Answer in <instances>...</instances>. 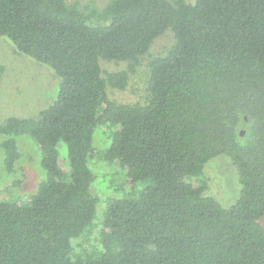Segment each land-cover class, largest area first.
<instances>
[{
    "label": "trees",
    "instance_id": "trees-1",
    "mask_svg": "<svg viewBox=\"0 0 264 264\" xmlns=\"http://www.w3.org/2000/svg\"><path fill=\"white\" fill-rule=\"evenodd\" d=\"M167 28L174 42L146 61L143 102L108 99ZM0 36L59 79L36 117L0 123L7 173L23 133L45 173L27 204L0 191V264H264V0H0ZM99 59L126 66L104 72ZM107 123L97 161L124 181L97 215L89 163ZM219 154L241 186L226 208L204 194V164Z\"/></svg>",
    "mask_w": 264,
    "mask_h": 264
},
{
    "label": "rangeland",
    "instance_id": "rangeland-1",
    "mask_svg": "<svg viewBox=\"0 0 264 264\" xmlns=\"http://www.w3.org/2000/svg\"><path fill=\"white\" fill-rule=\"evenodd\" d=\"M66 1H76L81 6L93 4L101 7L106 0ZM184 1L193 2L194 0ZM173 42V34L167 28L153 40L148 52L141 57V64L130 75L124 89L107 86L108 99L123 103L143 102L147 94L148 80L145 63L152 56L164 54ZM0 63L4 66V71L0 76V123L9 116L36 117L42 108L47 107L56 98L59 79L53 70L17 52L13 43L4 36H0ZM99 63L104 72L123 69L126 66L125 62L106 59H99ZM113 130L114 127L107 123L98 125L93 134L94 155L89 166L96 178L90 187L91 191L101 199L97 207V215L101 214L105 201L118 194L117 188L124 181L123 171L116 173L115 168H106L104 162L97 161L109 146ZM14 137L20 151V159L16 162L15 171L7 173L3 165L4 153L0 149V191L4 197L18 199L19 203L24 205L28 203V194L35 192L38 183L45 178V173L41 166V151L33 136L23 133ZM2 139L3 137L0 136V140ZM57 148L61 164L66 163L65 145L58 142ZM94 161L97 162L93 165ZM202 178L206 182L204 194L213 196L221 206L229 207L238 198L241 188L239 178L226 155L219 154L210 158L204 164ZM258 222L264 228V215L258 218ZM84 237L88 240L85 246L95 245L98 237L97 229L94 228Z\"/></svg>",
    "mask_w": 264,
    "mask_h": 264
}]
</instances>
